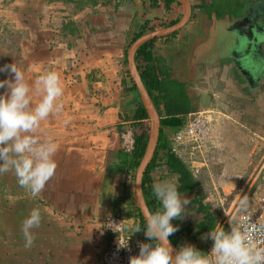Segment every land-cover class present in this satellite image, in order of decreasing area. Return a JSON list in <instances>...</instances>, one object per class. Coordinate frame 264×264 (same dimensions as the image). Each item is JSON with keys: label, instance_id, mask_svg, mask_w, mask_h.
Returning a JSON list of instances; mask_svg holds the SVG:
<instances>
[{"label": "crops", "instance_id": "crops-1", "mask_svg": "<svg viewBox=\"0 0 264 264\" xmlns=\"http://www.w3.org/2000/svg\"><path fill=\"white\" fill-rule=\"evenodd\" d=\"M187 1L188 17L172 32L154 37L150 50L165 67L159 76L164 72L187 84L190 107L198 106V95L205 92L225 114L211 124L206 164L193 163L198 166L191 172L195 190L180 191L190 200L187 212L172 221L178 226L174 243L169 239L174 247L191 244L202 251L212 246L211 239H201L205 233L190 238L183 228L194 230L203 221L201 211L210 206L223 208L224 202L232 206L242 199L264 169V38L246 22L232 26L226 14L206 10L209 0ZM182 13L177 0H0V67L15 63L30 83L56 71L64 87L58 101L63 111L42 121L39 130L58 145L57 168L42 193L33 197L21 188L14 172L0 175V264H100L110 242L102 219L111 213L124 225L139 222L142 230L130 238L144 239L146 222L133 190L138 162L120 149L118 138L122 119L140 103L127 49L138 35L166 28ZM6 78L11 74L0 72V80ZM31 96L34 106L40 96ZM164 116L158 114L156 152L142 187L143 172L140 177L145 204L156 200L154 182L177 176L165 154L184 117L177 114L180 124L175 125L163 123ZM200 188L207 190L197 197ZM33 208L40 209L42 221L26 249L21 224ZM158 208L160 203L152 207ZM215 226L209 223V230Z\"/></svg>", "mask_w": 264, "mask_h": 264}, {"label": "clouds", "instance_id": "clouds-1", "mask_svg": "<svg viewBox=\"0 0 264 264\" xmlns=\"http://www.w3.org/2000/svg\"><path fill=\"white\" fill-rule=\"evenodd\" d=\"M0 72L12 77L0 80V89L5 90L0 94V175L14 172L18 185L36 197L57 168L54 157L58 145L50 137L42 138L39 130L42 121L63 111V103L58 102L64 94L62 79L58 72L48 71L30 83L15 63L0 67ZM33 92L40 96L34 106ZM179 179L173 176L152 184V195L160 208L155 212L149 210L144 217V235L151 243H140L138 255L131 256L129 264H264V222L246 214L247 197L239 201V218L229 219L227 230L215 226L201 237L212 241L207 253L191 244L174 249L169 237L178 231V226L172 221L183 219L190 204L178 191ZM41 221L39 208H33L22 221L26 249L33 246L34 230L40 227ZM112 224L131 232L126 241L118 237L120 248L127 249L130 237L142 230L139 222L131 226Z\"/></svg>", "mask_w": 264, "mask_h": 264}, {"label": "built area", "instance_id": "built-area-1", "mask_svg": "<svg viewBox=\"0 0 264 264\" xmlns=\"http://www.w3.org/2000/svg\"><path fill=\"white\" fill-rule=\"evenodd\" d=\"M218 108L207 107L202 109L190 110L185 114L182 127L177 129L168 139V152L178 157L187 166L196 171L197 165L194 162H202L206 164L208 158L207 136L209 134L211 124L215 121L216 116H224ZM122 128L119 131V146L126 153L131 154L135 145L134 131L132 120L130 117L122 119ZM246 194V193H245ZM245 195L241 198L243 199ZM249 201V209L246 214L258 222H264V191L255 193L254 196H247ZM241 199H239L240 201ZM239 201L232 206H228L227 212L223 217L226 230L228 229L227 221L231 218H239ZM123 226V218L119 214H107L102 219V228L110 234L109 244L102 250L100 254V264H129L131 256L138 255L139 244L145 243L143 238H133L128 240V248H120L118 246V237L127 240L128 235L121 227L112 223ZM114 230V231H113ZM116 231V232H115ZM207 247L205 253L210 250Z\"/></svg>", "mask_w": 264, "mask_h": 264}, {"label": "trees", "instance_id": "trees-1", "mask_svg": "<svg viewBox=\"0 0 264 264\" xmlns=\"http://www.w3.org/2000/svg\"><path fill=\"white\" fill-rule=\"evenodd\" d=\"M153 40L154 39H151L142 43L136 49L134 58L140 59V62L137 63L136 68L138 70V74L140 76L142 84L147 90L157 113H162L163 115H165L163 118H161V121L163 123L178 125L180 124V119L177 118L176 115L185 113L189 110V101L183 88V84L170 79L167 73L164 74V65L160 63L161 61L159 59L152 55L150 47ZM161 71H164L163 75L159 76ZM132 88L135 89L133 84ZM130 118L133 120L137 119V122H135V124L134 122L132 123L134 129L135 145L133 152L131 153L133 154V163L136 164L142 155L147 136L146 115L140 103L135 107V110L133 111V114ZM140 119H143V122H141ZM155 148L156 145L154 147L153 154L149 162L147 163L145 170L143 171V176L141 178V187L143 184V177L154 159V154L156 152ZM165 155L166 164L173 172H176L177 176H179L180 178V187L178 191L185 192L189 190H195L194 187L196 185V180L192 176L186 164H184L173 154L167 153V149ZM146 204L148 209L153 211L152 207L154 205L158 206L159 202H157L156 200L153 203L146 201ZM137 214L141 222L144 224L140 214ZM207 222L208 221L205 220L198 223L195 228V233H200L208 228L206 225ZM169 239L174 243L172 236H170ZM148 243H151V241L148 240Z\"/></svg>", "mask_w": 264, "mask_h": 264}, {"label": "water", "instance_id": "water-1", "mask_svg": "<svg viewBox=\"0 0 264 264\" xmlns=\"http://www.w3.org/2000/svg\"><path fill=\"white\" fill-rule=\"evenodd\" d=\"M177 1L181 2L183 5L182 16L177 22H175L174 24H172L166 28L153 30V31L138 35L132 41H130V44H129L128 49H127L126 59H127V66L129 69V73H130L132 82H133V84L137 90L138 95H139L140 104H141V106L144 110V113L146 115V118H147V136H146L145 146H144L142 155L138 161V164L136 166L134 183H133L134 197H135L137 206L139 208V212H140L141 216L143 217V219L149 210H148L147 205L145 204L143 197H142L141 188H140V177H141V174H142L144 168L146 167V165H147V163H148V161H149V159L153 153L154 146L156 144L159 119H158V113H157V111H156V109H155V107L151 101V98H150L147 90L145 89L144 85L142 84V81H141L140 76L137 72V69L134 67L133 52L141 43L145 42L146 40H149V39L154 38V37L161 35V34H166V33L172 32L188 17V15H189V2L187 0H177ZM183 88H184L185 92H187L188 88H187V84L185 82L183 83ZM186 96H187V94H186ZM198 100H199L198 106L190 107L191 110L202 109V108L208 107V105H209V94H207L205 92H200V94L198 95ZM129 116L131 117V115H129ZM144 221H145V219H144ZM144 242L148 243V240L145 236H144ZM170 244L172 245V247L174 249H176L174 247V245L171 243V241H170Z\"/></svg>", "mask_w": 264, "mask_h": 264}, {"label": "flooded vegetation", "instance_id": "flooded-vegetation-1", "mask_svg": "<svg viewBox=\"0 0 264 264\" xmlns=\"http://www.w3.org/2000/svg\"><path fill=\"white\" fill-rule=\"evenodd\" d=\"M209 1H210L211 5H210V8H209V6L208 7L205 6L206 10H209V9L211 10V8H212V10H214L218 14H226L228 16V20L229 21L232 20L231 25L232 24L233 25L234 24L242 25L243 22H246V24L248 25V29H250L251 31L255 30V29H259V31H258L259 34L261 33L263 38H264V11H261L260 8H257V6H255V4H253V3H259L260 1H264V0H209ZM189 12H190V8H189ZM151 39H154V38H151ZM151 39H149V40H151ZM208 107L217 108V105L215 104V102L210 100V96H209ZM190 110L191 109H190V105H189L188 111H190ZM187 112L182 113V116L185 117V114ZM183 123H184V121H183ZM167 143H168V140H167ZM167 153L172 154V153L168 152V145H167ZM184 164H186V163H184ZM203 165H205V164H203ZM186 166H187V164H186ZM188 169L190 170V172H192V170L189 167H188ZM193 236H194V234H192V236H190V237L194 238ZM206 248L207 247L204 246L202 251L205 252Z\"/></svg>", "mask_w": 264, "mask_h": 264}, {"label": "rangeland", "instance_id": "rangeland-1", "mask_svg": "<svg viewBox=\"0 0 264 264\" xmlns=\"http://www.w3.org/2000/svg\"><path fill=\"white\" fill-rule=\"evenodd\" d=\"M253 4H255V6H257V8H260L261 9V11H264V1H260L259 3H253ZM262 149V148H261ZM253 165H255V164H253ZM260 165V164H259ZM257 167V166H256ZM257 169V168H256ZM204 181V180H203ZM249 181H252V179H249L248 180V182ZM204 182H207V181H204ZM253 183L251 184V188H249L248 190H247V192H245L246 194H245V197H247V196H254V194L255 193H258V192H263L264 191V169H263V172H260L258 175H257V177H256V179H254L253 181H252ZM249 183H251V182H249ZM205 184V183H204ZM207 185L205 184V187H206ZM246 186V185H245ZM204 188V187H203ZM203 188H200V191H199V193H197V197L198 196H200V192H202L203 193V195L202 196H205V191L207 190V189H203ZM243 191V190H242ZM244 194V193H243ZM208 196H210L209 194H207ZM229 196V195H228ZM201 197V196H200ZM229 197H231L232 198V195H230ZM227 198V200H229V198L228 197H226ZM233 198H234V196H233ZM238 201V200H237ZM212 202V201H211ZM223 205V208L221 207V206H218V207H215V206H210V209H206V210H202L201 211V213H202V215H203V221H205V220H207L208 222H207V227L208 228H206L205 230H203L202 232H200V233H202V234H206V233H208L209 232V223H212V222H214V223H218V226H222V227H224L225 226V223L223 222V217H224V215L226 214V212H227V209H228V205H225V202L222 204ZM202 220V219H201ZM188 224V223H187ZM196 225V224H195ZM195 225H194V227H195ZM193 227V228H194ZM191 228V227H190ZM189 226H188V229H185V228H183V230H184V234L185 235H189L188 237H190V236H192V234H194V236L197 234V233H195V229L194 230H192V231H190L189 232ZM204 234V235H205ZM193 236V237H194ZM190 238H192V237H190ZM206 247H209L208 245H206Z\"/></svg>", "mask_w": 264, "mask_h": 264}]
</instances>
